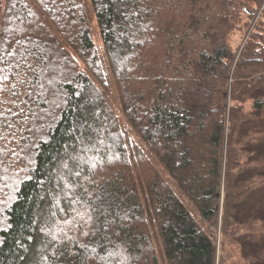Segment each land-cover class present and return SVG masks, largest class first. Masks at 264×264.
Masks as SVG:
<instances>
[{"label":"trees","instance_id":"obj_1","mask_svg":"<svg viewBox=\"0 0 264 264\" xmlns=\"http://www.w3.org/2000/svg\"><path fill=\"white\" fill-rule=\"evenodd\" d=\"M261 125L264 0H0V264H227Z\"/></svg>","mask_w":264,"mask_h":264},{"label":"rangeland","instance_id":"obj_2","mask_svg":"<svg viewBox=\"0 0 264 264\" xmlns=\"http://www.w3.org/2000/svg\"><path fill=\"white\" fill-rule=\"evenodd\" d=\"M87 11L90 18L93 38L98 48L101 60L106 68L105 70L107 73L108 83H107V89H105L106 90L105 96L107 97L108 101L112 103V105L117 109L119 108L118 100H117L118 94L116 93L115 87L112 83V79H111L112 76H110L111 73L110 71L107 70V67L105 65L106 55H105L102 39L100 36V30L98 27L97 19L94 16L92 8L87 6ZM242 39H243V35L241 36L240 34H237L235 37H233L232 45L235 48V50H238L239 47L242 45ZM261 128L264 129V126L261 125ZM261 141H264V139H262ZM257 154L259 156H257L258 158L256 160V163H254V165H251V167L253 169H260V168L264 169V142H263V147H260ZM258 161L260 162L258 163ZM168 182L170 183L171 187L176 191V193L179 195L180 199L187 206L189 211L195 215V217L201 222L203 227H205L206 229V224L204 223L200 214L192 206L190 201L182 193L179 187L170 178H168ZM257 193L254 195L252 200H250L248 205H250L251 208L253 209L256 208L260 212L261 214L260 216L264 217V190L263 191L259 190L257 191ZM1 201L5 202V198H2ZM244 231H245L244 235H248L249 237L248 240H246L247 244L245 245V251L243 250L244 253L243 255L242 251L240 250V247L237 244H234L227 240L224 241V244H226V246H225V250L222 251L221 245L223 239L221 237V232L219 230L217 232L218 255L219 256L221 255L226 260L227 264H264V222L255 221V224L247 225Z\"/></svg>","mask_w":264,"mask_h":264},{"label":"snow or ice","instance_id":"obj_3","mask_svg":"<svg viewBox=\"0 0 264 264\" xmlns=\"http://www.w3.org/2000/svg\"><path fill=\"white\" fill-rule=\"evenodd\" d=\"M89 140H91V137H88ZM72 203H75V201H72ZM84 235H88V233H84Z\"/></svg>","mask_w":264,"mask_h":264}]
</instances>
